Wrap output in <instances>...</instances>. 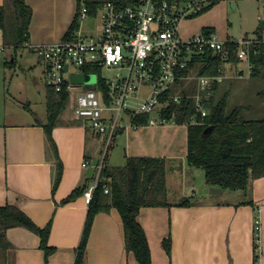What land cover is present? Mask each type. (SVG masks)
<instances>
[{
	"label": "crops",
	"instance_id": "obj_1",
	"mask_svg": "<svg viewBox=\"0 0 264 264\" xmlns=\"http://www.w3.org/2000/svg\"><path fill=\"white\" fill-rule=\"evenodd\" d=\"M26 2L33 10L30 38L26 45L18 50L5 47L0 28V207L8 204L17 206L41 228L50 223L48 244L55 248V252L47 264H75L89 211L84 191L99 176V168L103 165L100 154L107 136L99 134L85 120H73L53 129L63 165L61 182L53 192L55 157L49 151L45 129L41 125L47 115L43 107L39 114L33 104L28 106L29 109L18 107V95L10 87L18 78L19 68L33 72L41 64L33 46L56 43L64 38L77 14L78 0ZM229 2H234L235 8H242L248 18L252 14L255 16L249 4L256 3L260 7L258 18H264V0H220L215 7L227 10ZM3 4L4 0H0V6ZM226 20L227 17L219 25L214 23L203 29H215L224 41L250 39L243 33L239 39L229 33L225 28ZM257 23L253 21L254 26ZM221 27L227 36H222ZM260 34L264 37L262 31L255 39ZM22 48L31 56L21 54ZM43 66L41 75L45 85L39 84L37 76L34 79L42 106L44 102L48 105ZM23 97L32 103L29 95ZM116 135L125 137L124 146L119 143V147L124 149L127 161L130 157H161L166 160L167 181L170 172H174L173 177L182 174L174 190L178 191L180 183L185 192L184 199L189 198L191 202L190 206H180L178 204L182 200L169 199L171 206L141 208L138 220L149 241L152 264H254L257 240L259 264H264V177L251 181L250 194L244 199L238 196L242 191L221 190L207 183L196 185L193 173L196 167L189 165L187 158V125L148 124L137 127L124 124ZM86 162L88 164L84 166ZM199 169L197 175L201 174ZM167 188L169 196L168 182ZM188 188L193 194L186 191ZM197 189L203 191L196 193ZM75 192L73 200L63 202ZM256 216L261 219L259 237L255 232ZM6 238L12 246L8 250L1 249L3 261L0 264H46L41 237L34 231L25 226L11 227L6 231ZM167 238L171 239L170 254L164 246ZM83 264H139L134 253L126 250L124 223L117 208L96 215Z\"/></svg>",
	"mask_w": 264,
	"mask_h": 264
},
{
	"label": "trees",
	"instance_id": "obj_2",
	"mask_svg": "<svg viewBox=\"0 0 264 264\" xmlns=\"http://www.w3.org/2000/svg\"><path fill=\"white\" fill-rule=\"evenodd\" d=\"M107 1L124 7L139 0H78V11L66 36H71L79 27V13L83 6L88 8L89 16L95 17ZM219 1L209 0L202 10L189 17L207 11ZM32 19L33 10L26 0H4V4L0 6V28L3 30L5 47L18 50L26 45L30 38ZM203 32L209 34L215 32V29L204 28ZM258 40H264L262 34ZM239 50L238 44L227 42L223 51L206 49L195 53L188 66L181 70V75L190 76L191 71L199 66V77L222 76L225 63L237 64L242 60ZM250 51V60L254 65L252 74L257 76L261 69H264V42L253 45ZM216 83L203 91V103L209 109L207 115H202V111L197 107L196 89L183 92L180 102L171 100L162 111V115L168 120L173 119L179 125L188 126V163L205 171L207 185L221 190L247 192L253 179L264 177V118L244 117L242 105L227 112L230 94L215 100V90L219 84ZM100 88L104 89L102 80H100ZM173 89L168 92L164 101L170 95H175ZM70 99L68 90L59 92L47 87V119L41 125L45 129L49 151L55 157L53 192L57 191L63 175V165L53 138V129L67 123L63 114ZM150 118V114L137 115L133 118V125L137 127L148 125ZM193 119L196 122H192ZM166 173V160L161 157H130L124 166H104L102 170L104 181L97 188L94 199L89 205L75 264H83L86 259L89 237L96 215L110 211L112 208H117L123 219L127 252L134 253L139 264H152L149 241L138 220V215L143 207L172 205L168 196ZM105 184L109 186V193L104 190ZM76 194V192L71 194L63 202L73 200ZM248 203L253 202L248 201ZM178 205L190 206V199H183ZM16 226H25L41 237V248L45 251L47 264L49 257L55 252V248L48 244L51 224L41 228L17 206L8 204L0 207V249L11 248L12 245L6 238V231ZM164 246L170 254V238L164 241ZM259 260V246L255 242L254 264H259Z\"/></svg>",
	"mask_w": 264,
	"mask_h": 264
},
{
	"label": "built area",
	"instance_id": "obj_3",
	"mask_svg": "<svg viewBox=\"0 0 264 264\" xmlns=\"http://www.w3.org/2000/svg\"><path fill=\"white\" fill-rule=\"evenodd\" d=\"M208 2L139 0L119 7L107 1L95 17L89 16L88 8L83 6L79 13V27L71 36L65 35L56 43L33 46L45 65L47 87L59 92L68 90L70 98L74 100V118L85 120L99 134L106 135L108 143L124 124H133V118L137 115L156 114L157 118L151 117L149 124H165L168 119L163 117L162 111L171 100L180 102L183 96L172 94L166 101L164 98L179 79L191 78L189 75L182 76L181 70L188 66L193 55L206 49L220 52L227 42H232L224 41L216 32H201L189 39L181 35V21L202 10ZM88 18L100 22L91 32L86 30L84 23ZM260 42L264 40L243 38L234 43L240 46V58L250 60L251 47ZM73 65L80 69L74 74H95L96 83L102 80L104 89H86L73 94L82 86L65 78ZM103 69L116 71V75L100 78L99 71ZM198 79L203 90H207L212 83L222 81L221 76H200ZM203 97L200 92L195 95L197 107L205 116L209 109L203 103ZM127 116L128 123L125 119ZM87 164L84 163V166ZM102 169L103 165L99 168L96 182L84 191L88 205L104 181ZM104 190L110 192L107 184ZM255 232L259 237V216L255 219Z\"/></svg>",
	"mask_w": 264,
	"mask_h": 264
},
{
	"label": "rangeland",
	"instance_id": "obj_4",
	"mask_svg": "<svg viewBox=\"0 0 264 264\" xmlns=\"http://www.w3.org/2000/svg\"><path fill=\"white\" fill-rule=\"evenodd\" d=\"M235 2V1H234ZM233 2V3H234ZM232 2H229L227 5V10L220 9V7H215L217 4L212 6L207 11L193 16V17H187L186 21L182 24H180V33L185 39H189L193 35H197L202 31L203 27L205 26H211L214 25V23L218 24L222 23V21L227 17L226 20V27L229 31V33L234 34V36H238V39L240 35L243 33L246 37H249L251 40H254L256 37H258L260 31H263L264 29L261 28V22L264 21L263 19L258 18L257 13L259 12V5L257 6L256 3L249 4V8L255 13L252 14L249 18L246 17L245 14H243L242 8H236L234 7ZM219 4V3H218ZM258 4V3H257ZM261 5V4H260ZM215 7L216 9H214ZM214 9V10H213ZM211 10V11H210ZM213 10V11H212ZM218 10V11H217ZM210 11V12H209ZM208 12V13H207ZM252 12V13H253ZM264 14V12H263ZM215 19V20H213ZM229 21V22H228ZM253 21L258 23L256 26H254ZM86 25V30L91 32L92 28L94 26H99V20L88 18L84 21ZM222 25V24H221ZM231 25V26H230ZM224 28H219V31L221 32L222 36H227L225 34ZM245 32V33H244ZM247 46V45H245ZM22 53H27L25 51V48H22ZM19 53V54H20ZM29 55V54H28ZM31 56V55H29ZM40 65L38 64L37 69H35L33 72H30L29 69H18L19 75L18 78H15L13 81V85L10 87L12 89V92H16L18 95V107L21 109H29L28 106L33 104V106H37L38 113L43 110L44 113L47 115V105L46 102H44V106H42V99L38 98V90L35 85L34 79L35 76H37L40 79L39 84L44 83L42 68L44 67L43 63L39 59L38 55H36ZM242 59V58H241ZM244 60V63L242 61ZM253 64L250 62L249 59H242L239 63L233 64V63H225L223 67V73H222V81L216 83L217 89L215 90V100H220L222 97H224L227 94H230V97L228 96V107L227 112L233 111L234 108H236L238 105L243 106V115L246 118H264V69H261L262 71L259 73V75L254 76L252 74L253 72ZM199 66H197L194 70L191 71L190 77L188 79H181L178 84L175 85L173 92L175 94H182L185 91H192L196 89L195 95H197L199 92L203 95V89L201 86V83L198 79V71ZM241 71H240V70ZM80 72V69L76 67L75 65L72 66L71 72L69 74L65 75V78L68 80H71V75L77 72ZM93 74H85V77H89ZM116 75V71L103 69L99 71L100 78H111ZM97 76L94 74L92 82L83 84L80 88L76 89L75 93H79L86 89H99L100 82L96 83ZM214 83H212L213 85ZM29 95L31 97V104L29 102H26V99ZM209 96V94H208ZM214 100V101H215ZM39 101V102H38ZM37 102V104H35ZM74 100L70 99V102L68 104V107L66 108L63 117L67 123H72L73 120H76L74 118ZM43 107V108H42ZM209 111V110H208ZM152 118H157V115L154 114L151 116ZM126 122H129L128 116L125 118ZM195 119L192 121L194 122ZM173 125L177 124L173 119L168 120L165 125ZM118 139V144H117ZM119 143L124 146L125 144V137H121L120 135L117 137L115 135L112 140L108 143V141L105 140V143L103 145V150L100 154L101 163L105 166L107 165H119L124 166L127 163V160L125 158V151L123 148L119 147ZM118 145V148L116 147ZM198 168L194 169L193 173L195 178L196 185H203L206 183V177H205V171L202 169H199L201 174L197 175L196 171ZM174 174V172H172ZM172 173L170 172L168 174V184L170 185L171 192L169 194V199L171 200H183L184 199V191L181 187V184L179 183L178 191L174 190L176 185L178 184L177 181L179 179V182L181 181L182 174H180V177H173ZM191 173V172H190ZM175 184V185H174ZM181 187V188H180ZM185 189V188H184ZM181 190V192L179 191ZM188 193H192L190 191V188L186 190ZM203 191L202 189H197V192ZM250 191V190H249ZM249 191H242L241 195H238L239 198L244 199L249 194ZM186 192V193H187ZM197 197H195L196 199ZM251 198V197H250ZM259 241L257 240V244L259 246ZM264 243V242H263ZM262 258L264 261V244H263V253ZM3 261V255L1 253L0 249V263Z\"/></svg>",
	"mask_w": 264,
	"mask_h": 264
},
{
	"label": "water",
	"instance_id": "obj_5",
	"mask_svg": "<svg viewBox=\"0 0 264 264\" xmlns=\"http://www.w3.org/2000/svg\"><path fill=\"white\" fill-rule=\"evenodd\" d=\"M261 29H264V21L261 22ZM67 68H68V66H66V70H67ZM93 76H94V74L90 75V78L89 77L87 78L83 74H74L71 77V81L77 85H83V84H87V83L90 84V82H92Z\"/></svg>",
	"mask_w": 264,
	"mask_h": 264
}]
</instances>
